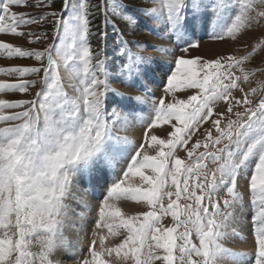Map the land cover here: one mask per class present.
Listing matches in <instances>:
<instances>
[{"label":"snow or ice","instance_id":"obj_1","mask_svg":"<svg viewBox=\"0 0 264 264\" xmlns=\"http://www.w3.org/2000/svg\"><path fill=\"white\" fill-rule=\"evenodd\" d=\"M152 3L151 9L127 12L123 0L96 6L91 0H62L59 12L33 15L15 9L56 5L0 0V36L40 45L25 48L0 40V57L35 62L0 67V75L14 81H0V94L31 96L0 98V264H62L53 257L74 248L65 227L75 178L90 188L98 174L117 163L121 171L113 172L116 179L106 185L94 223L99 250L93 239L76 264H109L104 257L113 253L119 264H247L248 254L225 247L246 193L253 210L252 264H264V90L251 87L256 73L245 69L264 50V40L242 56L204 59L196 54L205 35L225 44L246 35L264 20V0ZM94 8L104 10L105 25L110 12L137 31L140 17L147 16L163 28L155 32L158 37L176 41L184 55L151 46L175 55L161 96L146 87L165 67L159 61L132 52L123 39L116 52L126 54L127 63L122 55L119 66L109 64L103 48L93 51ZM45 22L52 27L46 45V32L21 31ZM64 80L72 84L71 96ZM113 83L145 94L125 96ZM38 84L40 89L31 93ZM145 108L147 115H136ZM137 127L143 129L142 139L118 134ZM122 201L134 202L135 214L123 211ZM109 240L113 246H106Z\"/></svg>","mask_w":264,"mask_h":264},{"label":"rangeland","instance_id":"obj_2","mask_svg":"<svg viewBox=\"0 0 264 264\" xmlns=\"http://www.w3.org/2000/svg\"><path fill=\"white\" fill-rule=\"evenodd\" d=\"M30 2L34 3L35 0H30ZM106 2L110 3L111 0H91V5L96 6ZM123 3L124 5L127 6L126 7L127 12H132L137 7L144 9H151L153 7L152 0H146V2L143 3H138V0H123ZM15 10L16 11L23 10L26 12H30L33 15L42 14L45 13L46 11H55L54 9L46 10L43 8L41 9L17 8ZM93 11L95 13L94 16H97L96 14L97 10L94 8ZM100 15L103 17V19L101 18L100 21L101 23L100 33H106V36H104L102 39L99 33L96 36L94 34L91 37L90 44L92 46L93 51L95 52L103 48L109 64H114L115 66H119L121 63L122 55L124 62L127 63V55L118 54L116 52V48L118 47L119 40L123 39L128 42L129 48L131 49L132 52L140 51L142 55H147L152 57L154 62L159 61L161 64L165 65V67H163L162 70H157L153 73L152 78L149 82H147L146 87L148 89L149 94H154L156 97L161 96L163 94V85L166 84V76L164 75V73H167L169 71V68L167 66L168 65L174 66L173 62L175 60V55H184L183 53L179 52L178 49H176V41L174 39L169 40L166 36L158 37L155 34V32L162 33L163 28L161 27L157 29L156 25L150 19H148L147 16L140 17L139 20L140 28L137 31L135 28L128 27L123 16L113 17L109 12L108 13L109 21L107 25H105L104 22L105 12L103 9H100ZM121 30H125L126 35L120 36L119 33ZM210 30H211V25H210ZM21 31L46 32L48 34L49 39L44 40L43 43L46 45L47 43L51 42L52 27L47 22H45L43 25H31L28 27H24L21 29ZM32 39H34V37ZM0 40H4L5 42H11L18 46H23L25 48L40 47L39 44L33 45L29 43L28 40H25L22 37L18 38L12 36H0ZM260 40H264V20H261L259 24L254 23L252 27L248 30L246 35H242V38H238V41H232L228 44H225L222 41H215L209 39V37L205 35L203 37V40L201 41L200 50L196 54L200 55L204 59H215L218 58V56L220 55L242 56L252 51L253 46L256 45L257 42ZM208 44H213V45L209 46L208 49L207 47L206 49H204V46ZM137 45H148L149 47L145 49H138ZM154 45H158L162 48L169 50H175V55H173L171 52L165 54L164 52L161 51H154L151 47ZM202 46L203 49H201ZM191 55H193L192 52H189L187 54L188 57H190ZM261 56H264V50L257 51L256 54L252 57V59L247 62V64L245 65V69L256 73V75L251 78V87H256L259 88L260 90H264V79H263L264 63H260ZM15 66H35V62L29 59H6L4 57H0V67H15ZM237 74H239V72ZM28 79L34 80L37 79V77H28ZM0 81L14 82L12 78L3 75H0ZM64 85H65L66 94L71 96L73 94V87L71 82H69L68 80H64ZM242 86L246 90L250 91L249 85L244 84ZM112 87L117 91L123 93L125 96H137V95L145 94L140 90L129 89L122 83H113ZM39 89H40V85L38 84L35 88H31L30 92L35 93ZM234 95H239L238 90H234ZM0 98L16 100V99H30L31 96H29L28 94H21V93H8V94H0ZM43 115H44L43 113H40L41 121H43ZM136 115H147V108H145L143 113L138 112L136 113ZM209 124L210 121L204 124L202 127H208ZM163 127H168V125H164ZM133 131L142 132L143 129L137 127L129 130L128 132H121L118 134L121 136L129 137V135H131ZM180 155L183 158L185 156V153L181 152ZM117 165H119V163H117ZM119 170L121 171V166ZM119 170L117 171L118 172L117 173L114 171V169H110L106 167L104 172L98 174L95 177L94 183L92 185V191L88 190L87 181L81 179L80 177L75 178L74 180L75 187L72 190L73 192L72 198L68 199L67 201L69 205V212H68L69 219L67 220V224L65 227V235L73 243L74 248L71 253L67 251L58 252L53 257L54 260H59L62 262V264H76V261H78L82 255H87L86 250L90 246L91 241L93 239L97 240L96 248L97 250H99V239L97 236H94V233L97 232L98 230L95 229L94 223L98 218L99 204L102 202V194L105 192L106 185H110L111 181L116 179V176L113 175V172L119 174L120 173ZM99 177L102 179L101 181H98ZM80 190H82V192ZM95 194H97L96 197L94 196ZM76 199H80L81 204L78 202L76 203L77 205H75ZM89 201L90 203L88 204ZM86 205L87 207H85ZM120 206L122 207V210L127 212L128 214L130 215L135 214L133 210L134 202L122 201L120 202ZM72 207L74 209H72ZM87 209H90L91 211ZM252 214H253V210L250 204V193H246V198L243 207L235 212L236 221L233 224V228L235 229V232H231L230 230V234L227 240L225 241V247L227 249L233 252H243L248 254L249 259L247 261V264H252V260L254 259V254H255L254 236L250 231V229L252 228V223H251ZM78 215L80 216V220L77 217ZM73 217H77V219L72 221L71 219H73ZM169 220L170 217L165 218L166 223ZM74 226L78 230L79 228L80 230H82L80 232L83 236H81L79 231L77 232L76 230H74L75 228ZM71 232L74 235H72ZM78 235L80 240L78 239ZM81 239H83L84 242ZM106 246H113L111 240L106 242ZM244 246H246V250L240 249V248H244ZM32 250L36 251L37 249L34 248ZM104 259H106L109 262V264H119V261L115 257L114 253L111 257L105 256ZM226 264H228V261H226Z\"/></svg>","mask_w":264,"mask_h":264},{"label":"bare ground","instance_id":"obj_3","mask_svg":"<svg viewBox=\"0 0 264 264\" xmlns=\"http://www.w3.org/2000/svg\"><path fill=\"white\" fill-rule=\"evenodd\" d=\"M215 44H217V43H215ZM211 45H213V44H208V45H206V46H204V49H206V47H207V49L209 48V46H211ZM230 46V45H229ZM201 49H203V46H202V48ZM263 79H264V73H263ZM140 130V129H139ZM141 131L139 132V131H133L132 133H131V135H129V138L130 139H132L133 141H136L137 139H141L142 138V136H141ZM120 169V166L119 165H116V167L114 168V171L115 172H117L118 170ZM120 171V170H119ZM118 173V172H117ZM102 179L99 177L98 178V181H101ZM96 186V185H95ZM87 187H88V190H90V191H92V187H90L89 188V186H88V184H87ZM78 190V189H77ZM95 190V189H94ZM81 192H82V190H80ZM80 193V192H79ZM82 195V194H81ZM95 197L97 196V194H95L94 195ZM81 197V196H80ZM79 198V197H78ZM86 200V199H85ZM80 203L81 204V201H80V199H76V202H75V205H77L76 203ZM90 203V201L88 202V204ZM87 204V203H86ZM83 205H84V203H83ZM79 208H80V206H79ZM72 209H74L73 207H72ZM79 210V209H78ZM84 210V209H83ZM87 210H90V209H87ZM73 211V210H72ZM91 211V210H90ZM86 216V215H85ZM78 217V219L80 220V216L78 215L77 216ZM77 217H73V219H71L72 221L73 220H76L77 219ZM77 222V221H76ZM80 226H82V225H80ZM75 227V226H74ZM72 230V229H71ZM74 230H76L77 232L79 231H82V230H80V228H79V230L75 227L74 228ZM73 230V231H74ZM72 233V232H71ZM80 234H81V232H80ZM72 235H74L73 233H72ZM81 236H83L82 234H81ZM73 237V236H72ZM76 237V236H75ZM75 239V238H74ZM78 239H79V235H78ZM80 240V239H79ZM81 240H83V239H81ZM83 242H84V240H83ZM79 243V242H78ZM79 245V244H78ZM80 246V245H79ZM240 249H244V250H246V246H244V248H240Z\"/></svg>","mask_w":264,"mask_h":264},{"label":"trees","instance_id":"obj_4","mask_svg":"<svg viewBox=\"0 0 264 264\" xmlns=\"http://www.w3.org/2000/svg\"><path fill=\"white\" fill-rule=\"evenodd\" d=\"M49 4H55L56 8L54 9L55 11H60V6L62 5V0H49ZM97 16L92 17V22H91V29L94 32L95 36L100 33L101 31V18L103 17L100 15V10L96 11ZM96 19V21H95Z\"/></svg>","mask_w":264,"mask_h":264}]
</instances>
